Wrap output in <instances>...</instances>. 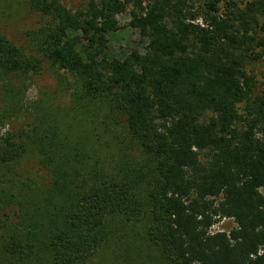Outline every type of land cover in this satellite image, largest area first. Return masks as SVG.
Masks as SVG:
<instances>
[{
  "label": "trees",
  "instance_id": "trees-1",
  "mask_svg": "<svg viewBox=\"0 0 264 264\" xmlns=\"http://www.w3.org/2000/svg\"><path fill=\"white\" fill-rule=\"evenodd\" d=\"M23 1L45 22L28 51L0 33L2 115L24 118L0 138V264H87L112 244L152 264H264V96L248 74L264 0ZM128 8L148 42L110 57ZM45 69L56 92L26 101L19 79Z\"/></svg>",
  "mask_w": 264,
  "mask_h": 264
},
{
  "label": "rangeland",
  "instance_id": "rangeland-1",
  "mask_svg": "<svg viewBox=\"0 0 264 264\" xmlns=\"http://www.w3.org/2000/svg\"><path fill=\"white\" fill-rule=\"evenodd\" d=\"M62 3L69 9L75 10L83 8L86 0H61ZM252 1V0H250ZM243 6V4L241 5ZM130 8L117 16L120 24V29L117 32L108 35L107 54L110 57H122L130 51L142 52L147 38L141 35V31L136 25H130L131 17L129 15ZM258 26L253 27L256 38L264 36V31H261L259 25L263 22V16L257 14ZM45 22V18L38 12L28 8L23 0H0V33L5 35L7 39L17 46L28 51V48L33 46L31 39L33 32L39 29L41 24ZM31 45V46H30ZM253 51L260 53V58L248 65V74L252 76L254 93L259 96H264V46L257 47L255 42L249 47ZM19 85L24 89V99L32 101L34 99L49 96L56 92L57 82L52 73L45 69L39 75H27L19 79ZM59 102L62 105H67L69 97L65 94L59 97ZM208 117L209 113H205ZM24 118L17 117L8 119L2 115V107L0 101V138L6 131L16 130L23 125ZM264 140V134L260 135ZM21 169L29 174L32 178L40 182H46L48 176L39 166L35 157L26 155L21 159ZM235 226L230 218L218 220L212 227L211 231H229ZM136 246L140 244L138 239H135ZM106 248V247H105ZM124 244L111 245L108 250H99L87 264H132L139 256L152 264V258L155 255L154 251L148 247L141 249L135 248L131 252L129 260L124 251ZM112 251L116 252L113 257ZM137 251V252H136ZM138 255V256H137ZM149 259V260H148Z\"/></svg>",
  "mask_w": 264,
  "mask_h": 264
}]
</instances>
